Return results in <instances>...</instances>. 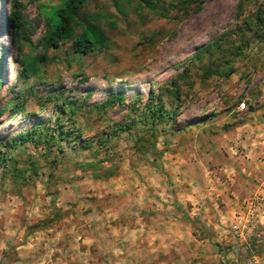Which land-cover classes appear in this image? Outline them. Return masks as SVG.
<instances>
[{
	"label": "rangeland",
	"instance_id": "1",
	"mask_svg": "<svg viewBox=\"0 0 264 264\" xmlns=\"http://www.w3.org/2000/svg\"><path fill=\"white\" fill-rule=\"evenodd\" d=\"M63 1L0 0V264H229L230 212L264 182L240 128L264 118V0H75L52 47ZM31 130L50 143L19 145Z\"/></svg>",
	"mask_w": 264,
	"mask_h": 264
},
{
	"label": "trees",
	"instance_id": "2",
	"mask_svg": "<svg viewBox=\"0 0 264 264\" xmlns=\"http://www.w3.org/2000/svg\"><path fill=\"white\" fill-rule=\"evenodd\" d=\"M243 1L241 0L239 7H242ZM75 0H68L63 1L60 6H55L51 9V11L46 15V22L47 26L49 28L48 30V36L46 37L48 43L50 46L55 47L58 45L59 41L67 39L70 37L73 33V25L76 23V12L74 11V4ZM22 4L19 1L13 2V7L11 8L10 13L8 14L9 21L11 26L14 27L15 31H18V33L23 34L28 27L26 26L27 22L24 21V16L22 15L21 10ZM54 20V23H51V20ZM30 27V26H29ZM83 29H85V26H83ZM84 35L87 36L91 41L95 42L97 41V33L93 31H85ZM25 38V37H24ZM227 43L230 42L229 35L228 34H222L217 39L207 43L205 46H203L199 51L195 54L193 57H199V55L209 54L213 55L215 52H221L223 49V42H225V39H227ZM78 45V42H76ZM246 44L245 42H242L241 45L237 48L239 50L238 55L241 54L242 47H244ZM84 49H87V45H83ZM230 70V68H228ZM176 96L178 97V92L174 91ZM157 103H154L153 100L150 101L144 108H143V114L138 117V123H142V126L146 131L150 132V137L155 138L156 135V124L157 122L163 120L164 118L172 119V113L171 111H166L164 107V103L162 101V97L159 94L157 97ZM112 100H108L102 105L98 106V109L104 110L107 105H111ZM71 114H73V111H70ZM134 123V122H133ZM137 126V125H135ZM75 127V125H74ZM76 128V127H75ZM49 128H47L48 130ZM143 129V128H142ZM45 130L44 132H39L40 136H44L45 139L41 140L36 136L35 130H31V132H27L25 134H20L19 136V145H24L27 141L33 142L35 144L40 143L41 141L45 142L46 145L50 142H48L50 137L48 138V131ZM146 133V132H144ZM72 142L79 143L81 146L85 144H81L78 138H71ZM54 142V140H52ZM2 144V143H1ZM2 151L0 150V159L2 158Z\"/></svg>",
	"mask_w": 264,
	"mask_h": 264
},
{
	"label": "built area",
	"instance_id": "3",
	"mask_svg": "<svg viewBox=\"0 0 264 264\" xmlns=\"http://www.w3.org/2000/svg\"><path fill=\"white\" fill-rule=\"evenodd\" d=\"M246 109L245 102L238 106ZM264 182L251 196L240 201L239 211L234 213L229 234L235 244L227 255L229 264H264Z\"/></svg>",
	"mask_w": 264,
	"mask_h": 264
},
{
	"label": "crops",
	"instance_id": "4",
	"mask_svg": "<svg viewBox=\"0 0 264 264\" xmlns=\"http://www.w3.org/2000/svg\"><path fill=\"white\" fill-rule=\"evenodd\" d=\"M247 124L249 125V123H245V124L241 125L240 128L245 131L244 133H242V138L246 139V141L244 140V143H246L245 147L249 148V146H250V148L248 150L250 152L249 156H252L251 158L254 159V158H256V156H258V155L260 156V155L264 154V118L259 117L258 125L254 126V127L252 126L251 129H249V130L246 129ZM247 139L250 140V142L247 141ZM260 167H262V166H260ZM246 169H249V168H246ZM235 205L237 206V204H235ZM236 206H235L234 211L237 210ZM234 211L230 212L232 216H233Z\"/></svg>",
	"mask_w": 264,
	"mask_h": 264
},
{
	"label": "bare ground",
	"instance_id": "5",
	"mask_svg": "<svg viewBox=\"0 0 264 264\" xmlns=\"http://www.w3.org/2000/svg\"><path fill=\"white\" fill-rule=\"evenodd\" d=\"M5 2V1H4Z\"/></svg>",
	"mask_w": 264,
	"mask_h": 264
}]
</instances>
